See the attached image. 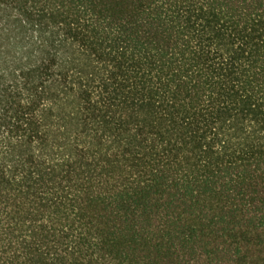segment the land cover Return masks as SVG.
<instances>
[{"label": "trees", "instance_id": "16d2710c", "mask_svg": "<svg viewBox=\"0 0 264 264\" xmlns=\"http://www.w3.org/2000/svg\"><path fill=\"white\" fill-rule=\"evenodd\" d=\"M0 264H264V0H0Z\"/></svg>", "mask_w": 264, "mask_h": 264}]
</instances>
